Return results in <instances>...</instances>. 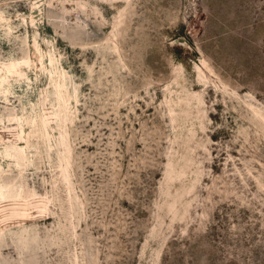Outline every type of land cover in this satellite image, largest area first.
I'll return each instance as SVG.
<instances>
[{
	"label": "rangeland",
	"instance_id": "rangeland-1",
	"mask_svg": "<svg viewBox=\"0 0 264 264\" xmlns=\"http://www.w3.org/2000/svg\"><path fill=\"white\" fill-rule=\"evenodd\" d=\"M0 210V264H264V0H0Z\"/></svg>",
	"mask_w": 264,
	"mask_h": 264
},
{
	"label": "bare ground",
	"instance_id": "bare-ground-1",
	"mask_svg": "<svg viewBox=\"0 0 264 264\" xmlns=\"http://www.w3.org/2000/svg\"><path fill=\"white\" fill-rule=\"evenodd\" d=\"M18 202V201H17ZM12 203V202H11ZM6 204V203H5ZM13 204V203H12ZM19 204H21V203H19ZM7 205V204H6ZM34 205V204H33ZM32 206V205H31ZM41 207V206H40ZM8 208V207H7ZM11 208V207H10ZM2 210H4V208L2 209ZM22 210V209H21ZM1 211V210H0ZM5 211V210H4ZM13 211H14V209H13ZM27 211V210H26ZM12 212V211H11ZM15 212V211H14ZM17 212V211H16ZM3 213V212H2ZM3 215V214H2ZM11 217V216H10ZM23 217V216H22ZM5 218V217H4ZM7 218V217H6ZM0 219H3V218H0ZM9 223V222H8Z\"/></svg>",
	"mask_w": 264,
	"mask_h": 264
}]
</instances>
